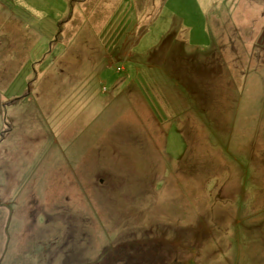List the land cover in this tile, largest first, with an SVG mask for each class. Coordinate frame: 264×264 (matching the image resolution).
Returning <instances> with one entry per match:
<instances>
[{
  "label": "rangeland",
  "instance_id": "rangeland-1",
  "mask_svg": "<svg viewBox=\"0 0 264 264\" xmlns=\"http://www.w3.org/2000/svg\"><path fill=\"white\" fill-rule=\"evenodd\" d=\"M0 264H264V0H0Z\"/></svg>",
  "mask_w": 264,
  "mask_h": 264
},
{
  "label": "trees",
  "instance_id": "trees-1",
  "mask_svg": "<svg viewBox=\"0 0 264 264\" xmlns=\"http://www.w3.org/2000/svg\"><path fill=\"white\" fill-rule=\"evenodd\" d=\"M184 52H186V51H184ZM192 58H194V55H190ZM160 59H163V58H160ZM159 59V60H160ZM195 59V58H194ZM150 61L152 62V60L150 59ZM190 62H188V60L185 58V57H181V60H180V64L182 65V67L184 68V65H188ZM181 71H184V70H182V69H180ZM190 68L188 67L187 69H186V73H185V75L183 76V79H181V80H185V81H189L190 80Z\"/></svg>",
  "mask_w": 264,
  "mask_h": 264
},
{
  "label": "water",
  "instance_id": "water-1",
  "mask_svg": "<svg viewBox=\"0 0 264 264\" xmlns=\"http://www.w3.org/2000/svg\"><path fill=\"white\" fill-rule=\"evenodd\" d=\"M18 100V98L17 99H14L13 101H17Z\"/></svg>",
  "mask_w": 264,
  "mask_h": 264
}]
</instances>
